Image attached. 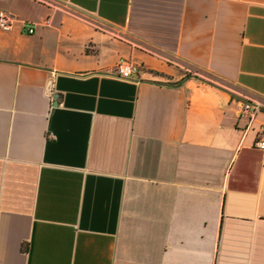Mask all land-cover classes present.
<instances>
[{
    "label": "crops",
    "instance_id": "obj_1",
    "mask_svg": "<svg viewBox=\"0 0 264 264\" xmlns=\"http://www.w3.org/2000/svg\"><path fill=\"white\" fill-rule=\"evenodd\" d=\"M0 11V264H264V0Z\"/></svg>",
    "mask_w": 264,
    "mask_h": 264
},
{
    "label": "built area",
    "instance_id": "obj_2",
    "mask_svg": "<svg viewBox=\"0 0 264 264\" xmlns=\"http://www.w3.org/2000/svg\"><path fill=\"white\" fill-rule=\"evenodd\" d=\"M14 23L13 16L5 11H0V30L10 31ZM25 33L33 35L35 29L31 26L25 27ZM141 68L134 64L132 61L122 59L119 61L115 70L112 73L113 77L134 81L138 78ZM190 72L189 70H186ZM264 113V105L258 101H244L238 107V116L240 119L248 120L249 125H252L258 118L259 115ZM256 147L264 153V124L260 125L259 137L256 142ZM264 163V157H263Z\"/></svg>",
    "mask_w": 264,
    "mask_h": 264
}]
</instances>
